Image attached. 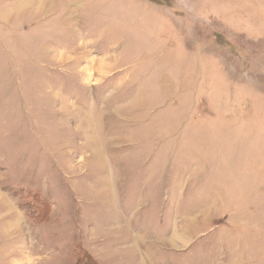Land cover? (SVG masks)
<instances>
[{
    "label": "rangeland",
    "instance_id": "obj_1",
    "mask_svg": "<svg viewBox=\"0 0 264 264\" xmlns=\"http://www.w3.org/2000/svg\"><path fill=\"white\" fill-rule=\"evenodd\" d=\"M87 255L264 264V0H0V264Z\"/></svg>",
    "mask_w": 264,
    "mask_h": 264
},
{
    "label": "trees",
    "instance_id": "obj_2",
    "mask_svg": "<svg viewBox=\"0 0 264 264\" xmlns=\"http://www.w3.org/2000/svg\"><path fill=\"white\" fill-rule=\"evenodd\" d=\"M87 259H88V262L85 260V258H84V260L86 261L84 264H92L91 262H93V264H94V261H93V259L91 258V257H89L88 255H87ZM77 264H83L82 263V261L81 262H79V263H77Z\"/></svg>",
    "mask_w": 264,
    "mask_h": 264
}]
</instances>
